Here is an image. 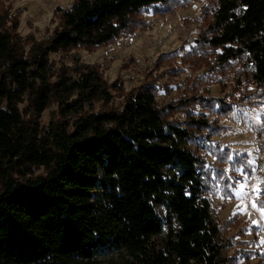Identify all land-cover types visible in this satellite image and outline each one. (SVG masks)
Wrapping results in <instances>:
<instances>
[{"label": "trees", "instance_id": "16d2710c", "mask_svg": "<svg viewBox=\"0 0 264 264\" xmlns=\"http://www.w3.org/2000/svg\"><path fill=\"white\" fill-rule=\"evenodd\" d=\"M168 2L73 0L30 55L15 33L16 19L6 28L0 14V264H97L95 254L105 249H123L138 264H222L201 161L185 146L193 131L208 127L205 119L189 116L185 127L167 121L144 86L121 110L78 116L70 130L58 126L42 139L17 109L25 95L36 115L54 93L66 113L76 104L66 102L73 91L108 101L89 76L50 83L47 55L92 51L143 29L141 10ZM211 17L182 62L206 64L210 56L218 73L237 67L238 84L264 82V0H214ZM225 105L218 106L221 115L230 111ZM18 163L43 166L45 174L15 180L10 172ZM164 226L158 246L153 236Z\"/></svg>", "mask_w": 264, "mask_h": 264}, {"label": "rangeland", "instance_id": "374dc122", "mask_svg": "<svg viewBox=\"0 0 264 264\" xmlns=\"http://www.w3.org/2000/svg\"><path fill=\"white\" fill-rule=\"evenodd\" d=\"M72 2L0 0V14L6 16V28L11 26L12 19H16L15 33L25 55H28L30 49L45 44L57 28L61 13L68 10ZM213 8L214 0H170L165 5L155 4L143 8L139 14L146 24L143 29H135L131 34L92 51L74 48L49 53L47 69L50 83L63 77L69 82H80L89 76L91 85L107 92L109 99L105 101L101 94L90 98L86 93L73 91L66 102L75 101L76 104L66 113L61 103L62 96L54 93L50 95L47 107L36 115L31 97L25 95L17 103L24 125L41 139L46 138L58 126H66L70 130L78 116L121 110L125 100L144 86L151 89L157 108L167 113V121L185 127L189 116L195 119L201 116L207 122L208 127L193 131V140L185 142L186 148L201 161L198 168L202 176L206 162L217 170L228 167V153L240 152L242 156L237 159H247L245 150L252 151L258 158L257 165L264 164V159H260L264 157V130L259 126L247 130L239 111L259 109L264 103V82L242 84L241 81L238 84L237 67L218 73L217 68L211 65L210 56L208 62L201 65L184 63L181 59L180 53L185 54L195 47L199 32L212 20ZM199 98L219 102L202 104L198 102ZM220 104H226L225 108L228 106V114L221 115L218 111ZM234 111L237 113L235 118L231 115ZM208 145H214V152L225 158L213 161L207 153ZM13 168L11 177L20 181L45 174L43 166L18 163ZM230 174L240 178L235 173ZM257 175L264 179V172ZM1 183L0 179V190ZM203 184L204 195L220 229L219 239L224 246L222 264H264V245L260 244L264 232H259V228L251 224V219H258L259 214L253 212L250 218L246 212L239 211L238 200L221 199L223 191L214 192L211 182L203 181ZM160 213L163 214L162 210ZM166 231L164 226L161 233L153 236L158 246H162ZM95 256L97 264H138L123 249H105Z\"/></svg>", "mask_w": 264, "mask_h": 264}, {"label": "snow or ice", "instance_id": "6c2138e0", "mask_svg": "<svg viewBox=\"0 0 264 264\" xmlns=\"http://www.w3.org/2000/svg\"><path fill=\"white\" fill-rule=\"evenodd\" d=\"M180 54L183 55V53ZM237 95L239 96V93ZM239 111L242 114L241 119L245 121L247 130H251L253 126H259L260 129L264 130V103L260 104L259 109H240ZM231 115L235 118L236 111ZM245 151L247 152V159H237V157L242 156L240 152L228 153L226 160L229 164L223 170H217L212 164L206 162L203 165L204 176L201 179L205 183L211 182L214 192L223 191L221 199L235 198L238 200L240 203L237 208L241 212H246L250 218L253 212L258 213L259 218L251 219V224L257 226L259 232H264V179L257 175L258 172H264V164L257 165L258 158L253 156L252 151ZM207 153L213 161L225 158L214 152V145L207 146ZM260 159H264V157H260ZM230 173H235L240 178L237 179ZM186 195H190V193L186 192ZM235 214L233 212V215ZM260 244L264 245V237L261 238Z\"/></svg>", "mask_w": 264, "mask_h": 264}, {"label": "built area", "instance_id": "2783aa9c", "mask_svg": "<svg viewBox=\"0 0 264 264\" xmlns=\"http://www.w3.org/2000/svg\"><path fill=\"white\" fill-rule=\"evenodd\" d=\"M202 169H203V167H202Z\"/></svg>", "mask_w": 264, "mask_h": 264}]
</instances>
